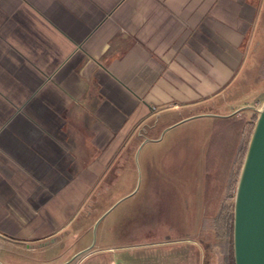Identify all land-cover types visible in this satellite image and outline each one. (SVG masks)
Instances as JSON below:
<instances>
[{"label":"crops","instance_id":"crops-1","mask_svg":"<svg viewBox=\"0 0 264 264\" xmlns=\"http://www.w3.org/2000/svg\"><path fill=\"white\" fill-rule=\"evenodd\" d=\"M261 58L264 0H0V264H204L200 200L130 203L135 161Z\"/></svg>","mask_w":264,"mask_h":264},{"label":"rangeland","instance_id":"rangeland-1","mask_svg":"<svg viewBox=\"0 0 264 264\" xmlns=\"http://www.w3.org/2000/svg\"><path fill=\"white\" fill-rule=\"evenodd\" d=\"M213 101L214 108L211 110L215 114L214 120L206 122L198 118L182 123L165 134L159 149L149 144L140 152L135 161L134 192L137 193L130 198V203H159L156 208L159 216L171 225L182 220L181 214L188 202L199 199V208L195 209L199 213L197 243L204 250V257L206 254L213 256V264H226L227 256L234 250L235 201L243 166L237 153L243 140L250 141L251 132L264 108V58L258 59L222 96ZM182 118L185 120L186 117ZM240 121H244L243 124ZM238 122L241 124L237 125ZM223 129L230 130L227 146L237 140L239 133L244 135L230 156V151L220 150L219 142L222 140H218V135ZM149 151L165 158L151 156L146 159ZM147 162L156 170L155 177L161 180L158 191L151 189V182L147 184ZM107 194L106 190L98 191L90 197L93 203H89L90 207L86 209L89 217L94 213L96 203L105 199ZM113 194L114 198L121 193ZM106 199L104 207L112 197ZM119 210L109 211L101 225L93 229V243L97 241L100 245L101 235L110 229L111 218Z\"/></svg>","mask_w":264,"mask_h":264},{"label":"water","instance_id":"water-1","mask_svg":"<svg viewBox=\"0 0 264 264\" xmlns=\"http://www.w3.org/2000/svg\"><path fill=\"white\" fill-rule=\"evenodd\" d=\"M233 245L235 264H264V108L238 181Z\"/></svg>","mask_w":264,"mask_h":264},{"label":"trees","instance_id":"trees-1","mask_svg":"<svg viewBox=\"0 0 264 264\" xmlns=\"http://www.w3.org/2000/svg\"><path fill=\"white\" fill-rule=\"evenodd\" d=\"M240 122L243 124L244 121H240ZM240 122H238L237 125L238 124L240 125L241 124ZM232 124L233 125L235 124V126H237L236 123H232ZM225 130L226 129H223L222 131H220V135H218L219 136L218 137V140H222V141L219 142V146L221 147L220 150L224 149V151H228V152L230 151V154H228V152H227V154L230 156L232 153L234 154V152H235L234 150L236 149V147L238 148V143L241 142V138L244 135H243V133H242V135L239 133V135L236 138L237 140L234 139L233 143H231L230 146L229 145L227 146L226 145L227 144V137H228V135H230V130L229 131H225ZM251 136H252V132H251V135H250V139H251ZM249 142H244V140H243V143H242V145L239 148V151L237 153V156H239L240 159H241V161H242V165L244 163V160H245V157H246V154H247V151H248ZM232 227L233 226H231V228ZM233 230H234V227H233ZM212 258H213L212 255L206 254L205 257H204V264H213ZM226 264H235L234 250L231 251L230 254L227 256V258H226Z\"/></svg>","mask_w":264,"mask_h":264}]
</instances>
